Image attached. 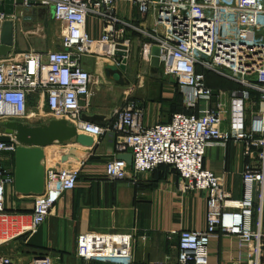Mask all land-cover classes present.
<instances>
[{
	"label": "built area",
	"instance_id": "obj_1",
	"mask_svg": "<svg viewBox=\"0 0 264 264\" xmlns=\"http://www.w3.org/2000/svg\"><path fill=\"white\" fill-rule=\"evenodd\" d=\"M117 1L131 3L141 17L151 15L162 29L160 36L147 35L148 47L159 48L157 72L175 80L185 108V113L172 114L168 123L145 125L143 111L135 102L117 109L105 126L81 120L91 91V75L82 59L101 56L115 67L121 62L116 53L123 43L117 39L118 21L113 14ZM41 5H50L54 21L63 26L60 50L29 52L14 62L0 59V129L6 121L25 117L30 111L29 99L41 95L52 119H65L77 133L91 136L95 142L104 136L113 141L114 157L105 164L108 179L122 181L168 166L178 175L181 192L206 194L205 228L169 231L167 238L177 241V264H208L209 243L218 235L235 237L240 247L248 248L252 264H259L264 254L262 223L259 220L256 229L252 223L255 195L260 206L264 198V0H42ZM88 18L102 23L100 38L87 34ZM7 19L12 18L0 15V24ZM144 57L149 62L150 54ZM207 71L242 87L234 93L239 123L221 127L228 113L221 104L197 109L200 101L208 102L214 96L205 82ZM248 102L256 108L246 124ZM229 142L241 144L248 159L237 200L225 190L219 177L204 167L208 147ZM55 145L50 162L44 164V192L34 197L29 231L37 230L61 195L75 188L83 164L71 163L72 158L63 160L75 144ZM16 146L13 138L9 143H0V217L5 210V189L13 185L11 165ZM120 154L131 155V166L117 159ZM131 237L124 238L127 245L123 259L130 258ZM97 239L83 237L78 249L82 260L109 257L105 246L120 240L110 237L103 246L96 247ZM0 264L16 263L0 255ZM31 264L61 263L58 258L39 254Z\"/></svg>",
	"mask_w": 264,
	"mask_h": 264
},
{
	"label": "crops",
	"instance_id": "obj_2",
	"mask_svg": "<svg viewBox=\"0 0 264 264\" xmlns=\"http://www.w3.org/2000/svg\"><path fill=\"white\" fill-rule=\"evenodd\" d=\"M20 9L23 8H15L16 11ZM113 14L118 21L115 30L119 31L117 39L123 43L122 46H125L124 39L135 37L143 56L150 54L151 47H148L147 35L160 36L162 33V29L154 24L151 15L141 17L136 7L126 1L115 2ZM12 20L15 27L14 45L4 60L14 62L24 53L45 54L60 49L63 26L54 21L53 8L50 5L30 7L27 9L25 20L18 16ZM102 28L99 20L87 19L85 30L91 38H100ZM100 58L105 60L104 57ZM98 59L99 56L96 55L82 59L83 67L91 76L97 69ZM117 60H122V57H117ZM146 62L149 65V62ZM97 70L101 71L100 68ZM205 74L206 85L213 90L214 96L208 102L200 101L197 109L213 108L216 104H221L228 112L221 127L226 129L230 123H239V111L235 110L238 103L234 102L237 99L234 93L241 91L242 87L213 72L207 71ZM104 78L106 84H101L99 93L92 92L91 78L88 107L83 111L81 120L82 117L99 115L107 121L122 105L135 102L129 97L130 88L124 93L122 104L119 106H113L112 102L107 104L99 101L97 96L106 97L108 88H111L108 84L114 83ZM124 78L127 79L125 75ZM32 97L34 99H29L30 110L33 107L38 110L43 107L44 111H47L41 95L34 94ZM249 101L254 100L250 98ZM245 105L247 124L256 107H252L250 102ZM183 112L185 113V108ZM172 114L163 123H168ZM23 118L19 121L34 125ZM42 123L45 122L38 124ZM143 123L153 125L157 122H145L143 113ZM51 148L53 147L45 148L44 164L50 162ZM71 148L77 149L79 153L77 158L70 159V162L83 163L75 188L61 195L45 222L37 230L23 229L31 224L34 197L16 196L13 185L6 187L5 210L0 217V255L9 257L16 264H31V260L39 254L48 255L53 259L58 257L61 264H177V241L176 238H167L169 231L203 230L206 194L198 191L181 192L178 189L179 177L168 166H159L151 172L140 173L122 181L108 179L105 176V164L114 157L115 151L113 141L106 136L94 141L92 148L86 149L77 145H72ZM247 162L242 145L231 142L214 143L208 147L204 157V167L219 177L225 190L234 200L241 197V175ZM11 166L13 169V163ZM259 220L262 223L264 250V198L260 206L256 194L253 229H256ZM89 235L98 237L96 247L103 246L110 237H118L120 240L109 247L105 246L109 257L86 262L79 257L78 249L83 237ZM127 235L132 236L130 258L123 259L127 245L124 238ZM247 252L248 248L240 247L235 237L218 235L209 243L208 264H252ZM259 264H264V254L260 257Z\"/></svg>",
	"mask_w": 264,
	"mask_h": 264
},
{
	"label": "water",
	"instance_id": "obj_3",
	"mask_svg": "<svg viewBox=\"0 0 264 264\" xmlns=\"http://www.w3.org/2000/svg\"><path fill=\"white\" fill-rule=\"evenodd\" d=\"M42 0H0V15L8 18L15 16L25 20L27 9L30 7H42ZM16 7L23 8L18 11ZM34 12V11H33ZM15 27L12 19H7L0 24V58H7L14 45ZM120 50L116 56H121L122 61L115 67L110 61L105 65L104 74L107 79L112 80L117 85H128L124 78L126 71L127 47L118 45ZM160 50L157 46L150 48L149 66L150 70L157 73L159 67L158 56ZM83 122H88L97 126H105L106 120L103 116L82 117ZM0 143H9L11 138L17 144L13 154V191L16 196L38 197L44 192L45 174L44 160L45 148L55 144H75L83 148H92L94 139L91 136L77 133L74 126L65 119H52L47 123L37 126L21 121H6L1 127ZM78 150L71 148L68 158H77ZM117 159L124 160L131 166V155L120 154Z\"/></svg>",
	"mask_w": 264,
	"mask_h": 264
},
{
	"label": "rangeland",
	"instance_id": "obj_4",
	"mask_svg": "<svg viewBox=\"0 0 264 264\" xmlns=\"http://www.w3.org/2000/svg\"><path fill=\"white\" fill-rule=\"evenodd\" d=\"M232 1L233 0H227L228 3H231ZM123 42L125 46H127L128 51L126 55V71L124 75L130 85L123 87L122 85L116 86L114 83H110L108 85L111 88H108L107 96L102 98L101 96H97V99L102 103L108 104L109 102H112L113 106H119L122 104V98L125 95L124 93L130 88L131 91L129 94L131 96L129 97L135 100L136 104L143 109L145 122L159 121L163 123L168 120L170 114L184 111L181 101L182 95L176 87L175 80L172 77H164L160 73H154L150 70L148 63L144 61L143 52L141 51L139 42L135 37L130 40L124 39ZM58 50L60 49H56L55 51ZM20 60L21 57L17 58L16 61ZM107 63H109V61H107V59H101L100 56L96 61V68H100L101 71L96 69L93 72L94 75L91 76L93 93H99V87L101 84H106L103 66ZM44 110L43 107L40 110L33 107L32 111L35 113L42 112L41 117L38 118V120H31L32 124H34L33 126L40 125L38 123L41 122L47 123V119L52 118V115ZM0 133H2L1 129ZM52 147L53 148L49 149L50 153H54L57 146L53 145ZM50 153L48 156H50Z\"/></svg>",
	"mask_w": 264,
	"mask_h": 264
},
{
	"label": "bare ground",
	"instance_id": "obj_5",
	"mask_svg": "<svg viewBox=\"0 0 264 264\" xmlns=\"http://www.w3.org/2000/svg\"><path fill=\"white\" fill-rule=\"evenodd\" d=\"M41 117V114L35 113L34 111L30 110L27 112V114L25 115V119L28 122H32L31 120H38V118ZM51 160V157H50ZM28 227H23V229H27ZM1 242V241H0Z\"/></svg>",
	"mask_w": 264,
	"mask_h": 264
},
{
	"label": "trees",
	"instance_id": "obj_6",
	"mask_svg": "<svg viewBox=\"0 0 264 264\" xmlns=\"http://www.w3.org/2000/svg\"><path fill=\"white\" fill-rule=\"evenodd\" d=\"M205 73H206V72H205ZM205 73H204V75H206ZM182 112H183V111H182ZM176 113H178V112H176Z\"/></svg>",
	"mask_w": 264,
	"mask_h": 264
}]
</instances>
